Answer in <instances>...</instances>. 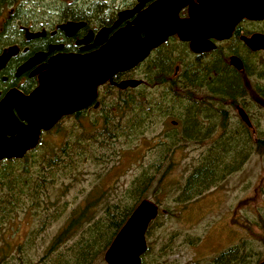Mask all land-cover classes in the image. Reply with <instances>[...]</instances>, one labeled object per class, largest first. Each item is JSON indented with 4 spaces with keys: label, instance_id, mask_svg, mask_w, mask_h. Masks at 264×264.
<instances>
[{
    "label": "trees",
    "instance_id": "1",
    "mask_svg": "<svg viewBox=\"0 0 264 264\" xmlns=\"http://www.w3.org/2000/svg\"><path fill=\"white\" fill-rule=\"evenodd\" d=\"M14 3L15 0H0V16ZM9 22L6 20L5 23ZM13 32H10L8 25L0 29V51L17 39L18 32L16 29H13ZM223 60L222 55H218V58L214 55L207 62L189 60L186 65L181 62L182 70L178 75L182 78L180 81L166 80L161 71L172 68L173 61L169 63V60L165 59L158 63L154 70L150 69V62H146L141 71L144 80L142 86L137 91H123L122 96L117 97L122 99L123 104H117L116 100L117 102L107 105L105 117L101 122L76 121L70 127H64V121H59L52 131L43 134L38 146L26 153L23 158L0 161V264H104L102 256L105 250L135 207L145 198L143 194L153 182L152 175L145 170L126 189L125 197L112 203L91 202V198L100 192L98 187L96 189L99 191L93 190L78 208L71 209L66 214V209L60 201L45 199L47 196L45 190L60 183L59 190L62 191L68 186L70 178L75 177V172L81 169V167L77 169L78 166H82L86 160L99 158L97 153L108 139L123 137L127 144L131 143L135 137L150 132V127L160 118L165 119L167 116L175 118L177 124H183L181 138L195 139L200 135V117L203 116L208 121L217 116L210 105L201 108L197 102L213 98L215 84L211 72L219 67L225 69ZM224 71L219 69V73ZM237 84L234 80L222 86L221 95H226L224 92H231L229 90L234 87L237 90ZM158 87L164 89L160 94L161 100L156 102L152 97ZM107 91L110 94V90ZM167 99L169 100L166 103L162 101ZM169 104L172 105L168 107ZM241 128L245 133L246 127L242 125ZM170 132L172 133L164 134L165 142L161 144L162 150L168 154L173 151L177 142L174 132ZM231 135L229 133L225 137L229 144L227 151L232 153L234 158L239 157L245 145L239 149L237 143L230 140L233 138ZM45 137L46 141L43 139ZM57 138L62 140L60 144L55 142ZM257 144L263 145L261 141ZM213 149L214 152L222 151L221 148ZM209 153H212V149ZM127 157H132L131 153ZM234 158L227 166L230 170L236 162ZM217 160L216 156L211 158L210 155L204 163L201 162L191 170L178 188L176 200L180 206L202 195L220 180L223 165ZM154 201L158 207V214L149 224L145 236H148L159 218V206L157 200ZM46 205L51 208H47ZM40 207H44L42 213ZM20 208L22 214H19ZM62 217L63 222L50 239L42 237L39 240L47 230V225ZM22 225L27 227L22 239L12 243L10 238L20 237L19 227ZM38 248H42L43 256L35 259ZM148 251L149 247L143 255ZM257 259L259 260L258 255L231 248L213 261L215 264H257Z\"/></svg>",
    "mask_w": 264,
    "mask_h": 264
},
{
    "label": "rangeland",
    "instance_id": "2",
    "mask_svg": "<svg viewBox=\"0 0 264 264\" xmlns=\"http://www.w3.org/2000/svg\"><path fill=\"white\" fill-rule=\"evenodd\" d=\"M28 1L15 0L13 5L8 6L0 16V29L9 17L10 19L21 17L25 19V23L39 22L37 16L39 17L43 7L35 4L38 0H32L30 3ZM243 26L252 31L261 26L264 29V24ZM249 59L251 62L249 82L252 89L254 87L257 91V95L252 90L251 95L244 99L243 105L256 134H249L247 137L238 124L237 111L225 105L223 108H228V116L223 119L221 116L218 120L215 117L207 121L205 117H200L199 130L203 133L193 140L181 138L183 124H172L174 120L176 122L175 118L168 116L165 119L160 118L150 127V132L135 137L131 143L127 144L123 137L108 139L97 153L99 158L86 160L82 166H78L77 169L79 167L81 169L75 172L73 179L70 178L65 189L59 190L60 183H57L45 190L47 196L43 197L51 201H60L66 209L65 214L71 209L78 208L84 198L98 187L100 192L96 191L91 202L112 203L123 199L132 181L147 170L152 175L153 182L143 195L144 199L153 203L157 200L159 218L148 236H145L149 251L141 257L143 264H215L213 260L231 248L258 255L257 264L264 263V98L258 93L260 86L264 84V54ZM163 89L164 87H158L153 92L152 98L155 101L161 100L160 94ZM168 100L162 101L166 103ZM96 118H92L91 122L96 121ZM102 120L103 118L96 122ZM74 122L65 120L63 126L70 127ZM218 123L220 132L224 129L220 135L216 132ZM233 130L239 133L232 134L233 138L230 140L235 141L239 149L245 145L239 157L235 158L227 151L229 144L225 138ZM170 131L174 132L177 142L173 151L168 154L162 150L161 144L165 142L164 134L172 133ZM43 139L46 141L47 137ZM61 141L57 138L55 142L60 144ZM258 141L263 145L257 144ZM96 148L99 149L98 146ZM213 148H221L222 151L214 152ZM211 149L212 153H209ZM129 153L132 156L130 158L127 157ZM210 155L211 158L216 156L217 161L223 165L220 180L202 195L180 206L176 200L178 188L191 170L201 162L204 163ZM233 158L236 162L230 170L227 166ZM46 207L51 208L49 205ZM20 210L21 208L19 214H22ZM39 210L42 213L44 207H40ZM64 217L48 224L47 230L39 240L42 237L49 240L60 227ZM26 229L25 225L20 226L18 234L20 237L10 238V241L14 243L13 241L21 240ZM37 254L35 259L43 256L42 248H38ZM102 262L104 263L103 256Z\"/></svg>",
    "mask_w": 264,
    "mask_h": 264
},
{
    "label": "water",
    "instance_id": "3",
    "mask_svg": "<svg viewBox=\"0 0 264 264\" xmlns=\"http://www.w3.org/2000/svg\"><path fill=\"white\" fill-rule=\"evenodd\" d=\"M179 6L185 0L176 1ZM172 2V6L176 4ZM189 20L193 23H135V27L119 31L97 52L88 56H58L50 62L52 71L39 80V86L28 96L11 89L0 99V161L21 159L39 144L41 134L52 129L63 117L85 108L96 96V89L117 72L134 68L150 50L161 44L169 35L188 42L196 54L215 49L211 40H228L241 20L264 21V0H197L189 6ZM201 22V23H198ZM82 24L67 23L60 28L76 29ZM143 31L144 38L139 37ZM37 34L26 31V38ZM252 52L264 53V35L241 37ZM17 47L9 46L0 54V71ZM36 54L17 69L16 75L25 72L41 61ZM229 64L242 69L241 61L232 56ZM133 80H124L119 89L136 87ZM241 120L249 126L243 110H237ZM158 207L143 199L120 228L103 260L105 264H142L146 252L145 233L157 217ZM264 264V263H261Z\"/></svg>",
    "mask_w": 264,
    "mask_h": 264
},
{
    "label": "flooded vegetation",
    "instance_id": "4",
    "mask_svg": "<svg viewBox=\"0 0 264 264\" xmlns=\"http://www.w3.org/2000/svg\"><path fill=\"white\" fill-rule=\"evenodd\" d=\"M31 1L32 0H29L28 2L30 3ZM173 1L176 2L180 0L36 1L35 4H39L40 7H43V9L41 8L42 11L39 13V17L37 16L39 22L25 23V19L21 17L17 19H10L9 17L8 20L10 22L3 23L4 25H8L9 29L13 27L10 29V32H13V29H16L18 32L17 39L13 40V43L5 48L15 46L18 51L0 71V99L11 89H16L23 95L28 96L39 86V80L52 71L50 62L53 58L58 56L83 57L91 55L104 47L117 32L134 28L135 23H193L194 21L189 20L188 9L190 5L197 4V0H185L187 4L184 6H179L177 2L172 6ZM28 2H25V4H28ZM67 23L82 24V26L76 29H72V27L67 30H62L60 27ZM238 23L239 24L235 26L228 40H211L215 45V49L201 54L192 52L190 50V44L179 40L176 34L167 36L161 44L151 49L148 56L134 68L124 72H117L105 83L99 85L96 89L95 98L91 100L85 108L63 117L60 121L72 120L75 122H91L94 117H97L96 121H100L105 117L107 105L117 102L116 100H118L117 104L124 103L122 99H117V97L122 96L121 93H123V91H137L142 86L144 80L141 77V71L146 62H150V69L154 70L158 63L165 59L169 60V63L173 61L172 68L161 71L164 73L166 80L180 81L182 78L180 76L178 77V75L181 74L182 70L181 62H183L184 65H186L189 60L198 63L207 62L210 57L214 55H216L217 58L218 55H222L226 68L219 67L211 72L213 83L215 84V93L212 101H198L197 105H200L201 108L210 105L212 111L217 115V120L220 119L221 116L222 119L228 116V108H223V105L230 106L232 107L231 109H235L236 111L243 108L249 120V126L241 120L237 112L238 124L240 127H242V125L246 127L245 135L247 137L249 134H256V131H254L252 127L251 119L245 112L243 101L251 95L252 90L257 95V91L254 90V87L252 89V85L249 82V77L251 76V62L249 57L264 53L262 51H250L240 38L249 37L253 34L264 35V29H262L261 26L264 24V21H249L244 19ZM252 23L256 25L260 24L261 27L252 31L243 26L247 24L252 25ZM26 31L37 35L27 39ZM138 33L140 38H144L145 34L143 31H139ZM36 54L43 56L41 61L17 76L16 73L19 66ZM232 56L237 57L241 61V70H237L229 64V59ZM219 69L225 71L219 73ZM124 80L136 81L137 85L133 88L127 87L125 89H119L117 87L118 84ZM234 80L238 83L236 85L237 90H235L234 87L232 90H229L231 92H224L226 95L222 96L221 94L223 91L221 87ZM206 81L207 80H205V82ZM106 88L110 90V94H108ZM259 91L261 92L259 93L262 98L264 96V84L260 86ZM109 98L111 99L108 100ZM135 104L138 103L135 102ZM176 123L175 120L172 122V124ZM218 125L219 123L216 124L218 129L216 132L220 135L224 132V129L220 132V125L222 127L221 121L219 127ZM52 129L49 131H52ZM47 132H43L41 137ZM201 133L203 132L200 131L199 134L201 135ZM238 133V131L234 132V130L231 132L233 135Z\"/></svg>",
    "mask_w": 264,
    "mask_h": 264
},
{
    "label": "bare ground",
    "instance_id": "5",
    "mask_svg": "<svg viewBox=\"0 0 264 264\" xmlns=\"http://www.w3.org/2000/svg\"><path fill=\"white\" fill-rule=\"evenodd\" d=\"M26 155V154H25Z\"/></svg>",
    "mask_w": 264,
    "mask_h": 264
}]
</instances>
